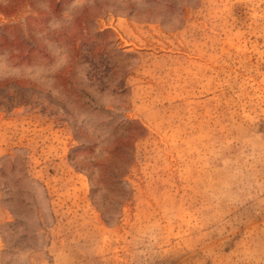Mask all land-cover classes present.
<instances>
[{
  "label": "rangeland",
  "instance_id": "rangeland-1",
  "mask_svg": "<svg viewBox=\"0 0 264 264\" xmlns=\"http://www.w3.org/2000/svg\"><path fill=\"white\" fill-rule=\"evenodd\" d=\"M71 0H0V50ZM50 87L0 82V264H264V0H88Z\"/></svg>",
  "mask_w": 264,
  "mask_h": 264
},
{
  "label": "clouds",
  "instance_id": "clouds-1",
  "mask_svg": "<svg viewBox=\"0 0 264 264\" xmlns=\"http://www.w3.org/2000/svg\"><path fill=\"white\" fill-rule=\"evenodd\" d=\"M88 0H71L68 8L59 18L53 17L49 24L38 33L41 45L52 57L49 62L37 59L31 64H17L8 50H0V82L4 80L29 81L42 87L55 83L56 75L67 68L71 61L68 47L56 37L75 29V20L87 6ZM42 11H50V0H39Z\"/></svg>",
  "mask_w": 264,
  "mask_h": 264
}]
</instances>
